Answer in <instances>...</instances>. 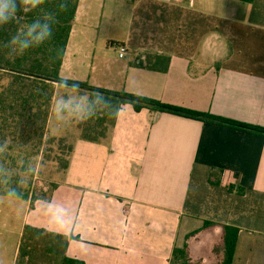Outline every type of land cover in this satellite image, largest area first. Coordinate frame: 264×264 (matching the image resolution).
Returning <instances> with one entry per match:
<instances>
[{
    "label": "crops",
    "instance_id": "1",
    "mask_svg": "<svg viewBox=\"0 0 264 264\" xmlns=\"http://www.w3.org/2000/svg\"><path fill=\"white\" fill-rule=\"evenodd\" d=\"M59 78L264 128V0H79ZM86 148L25 216L69 237V258L168 264L192 235L189 261L218 264L202 239L221 250L229 226L231 264H264V137L123 105Z\"/></svg>",
    "mask_w": 264,
    "mask_h": 264
},
{
    "label": "trees",
    "instance_id": "2",
    "mask_svg": "<svg viewBox=\"0 0 264 264\" xmlns=\"http://www.w3.org/2000/svg\"><path fill=\"white\" fill-rule=\"evenodd\" d=\"M79 0H42L33 7L24 0H0V11L9 16L0 22V148L8 150L10 144L45 145L50 149L55 137L48 136L47 123L52 100L58 88L81 92L86 96L82 122L77 126L78 139L87 143H100L115 125L121 106L130 105L135 112L142 109L176 115L203 123H211L230 129L264 137V128L253 127L209 114L196 113L125 93L95 89L85 83L62 80L59 69L63 60L67 39L71 30ZM34 26V27H33ZM166 63L168 59L156 57ZM57 143L62 140H57ZM72 147L69 148L71 153ZM36 155L33 154V156ZM57 161H60L56 156ZM69 157L63 161L65 172ZM229 192L243 193L234 182H212ZM51 188V189H50ZM49 191L23 193L16 181L9 179L0 194L27 201L49 202L55 185ZM47 189V190H48ZM212 223H204L208 227ZM223 228L222 258L218 264H231L238 229ZM186 236L180 249H173L168 264L191 263L187 257ZM69 237L44 229L23 226L13 264H84L67 256Z\"/></svg>",
    "mask_w": 264,
    "mask_h": 264
},
{
    "label": "rangeland",
    "instance_id": "3",
    "mask_svg": "<svg viewBox=\"0 0 264 264\" xmlns=\"http://www.w3.org/2000/svg\"><path fill=\"white\" fill-rule=\"evenodd\" d=\"M86 96L81 92L58 88L52 100L47 123L48 136L62 142L50 145L10 144L8 150L0 148V191L5 183L15 180L23 193L49 191V186L62 182L63 161L70 156V163L87 154V142L78 139L77 126L82 122ZM72 147V153L69 148ZM33 156V154H35ZM56 156L60 161H57ZM48 189V190H47ZM51 189V188H50ZM36 196V197H37ZM33 203L0 194V264H13L25 216L33 209ZM219 236L208 232L202 239L200 252L203 257H215L219 250Z\"/></svg>",
    "mask_w": 264,
    "mask_h": 264
},
{
    "label": "clouds",
    "instance_id": "4",
    "mask_svg": "<svg viewBox=\"0 0 264 264\" xmlns=\"http://www.w3.org/2000/svg\"><path fill=\"white\" fill-rule=\"evenodd\" d=\"M26 4H30L33 7L37 6L42 2V0H24ZM9 19V16L6 15L3 11H0V22H6ZM34 27V26H33Z\"/></svg>",
    "mask_w": 264,
    "mask_h": 264
},
{
    "label": "built area",
    "instance_id": "5",
    "mask_svg": "<svg viewBox=\"0 0 264 264\" xmlns=\"http://www.w3.org/2000/svg\"><path fill=\"white\" fill-rule=\"evenodd\" d=\"M118 57L123 58L125 54V49L123 47H117Z\"/></svg>",
    "mask_w": 264,
    "mask_h": 264
}]
</instances>
